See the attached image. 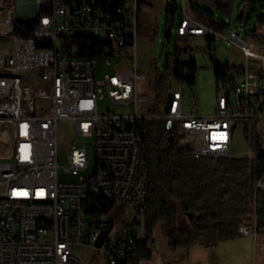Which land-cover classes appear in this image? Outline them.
<instances>
[{"label": "built area", "instance_id": "1", "mask_svg": "<svg viewBox=\"0 0 264 264\" xmlns=\"http://www.w3.org/2000/svg\"><path fill=\"white\" fill-rule=\"evenodd\" d=\"M144 1L0 5V38L13 42L0 55V73H16V80H0V264H80L76 247L95 249L107 264H142L146 174L140 133L148 118L139 114V106L148 97L137 36ZM16 11L35 17L29 37L16 36ZM246 30L241 25L228 36L186 14L177 29L180 37L229 41L244 57L239 81L229 93L223 84L227 90L211 116L195 110L184 115L180 86L171 93L161 118L167 131L177 128L184 135L197 159L232 156L238 123L264 125V47ZM107 41H115L116 50H107ZM99 58L118 61L102 81L96 77ZM104 96L129 113L101 112ZM62 122H70L81 140L68 147L66 167L60 166ZM257 189L264 191V176ZM40 190H47V197H40ZM239 233L256 236V221Z\"/></svg>", "mask_w": 264, "mask_h": 264}, {"label": "trees", "instance_id": "2", "mask_svg": "<svg viewBox=\"0 0 264 264\" xmlns=\"http://www.w3.org/2000/svg\"><path fill=\"white\" fill-rule=\"evenodd\" d=\"M177 3L169 4L165 14L168 44L174 37L177 40L195 37L177 36L184 18V15L180 17L175 28ZM242 3L250 7L251 14H256L255 24L251 28L246 26L247 37L264 47V0H243ZM192 13L193 20L207 28L218 32L230 29L212 11L193 6ZM242 19L243 14L238 23L243 24ZM35 25V17L16 19V36L29 37ZM188 52L187 48H175L169 52L165 72L157 77L156 104L150 113L152 118L144 120L141 127L142 166L146 174L144 239L138 251L141 263L153 257L152 244L155 243L157 227L173 252L197 245L214 249L220 242L241 237L240 227L254 226L255 221L257 234L264 233V191L257 189L258 181L264 176V133L259 131L258 124L240 122L234 129V140L241 129L253 156L197 159L193 156V146L181 142L184 135L177 128L167 131L166 122L161 118V106L171 77L189 87L196 85L198 68L194 57L185 60ZM240 76L241 70L237 66H215L216 81L227 84L228 93Z\"/></svg>", "mask_w": 264, "mask_h": 264}, {"label": "rangeland", "instance_id": "3", "mask_svg": "<svg viewBox=\"0 0 264 264\" xmlns=\"http://www.w3.org/2000/svg\"><path fill=\"white\" fill-rule=\"evenodd\" d=\"M12 0H0V5L7 4ZM35 0H13L15 8L18 4L31 3ZM225 7L217 8L215 0H179L177 3L175 28L179 25L180 17L186 14L193 19L192 7L198 6L204 10L212 11L216 18L227 23L230 29L224 31L225 35L239 26L251 28L256 21V14H251L249 6H243V0H223ZM173 0L151 1L144 4L139 11V27L137 36V62L139 71L145 75L142 83L144 94L148 97V103L139 106V114L148 119L156 104L157 77L165 72L166 60L169 52L175 48L189 50L185 60L194 57L198 68L196 74V85L189 87L181 84L171 77L167 82V94L161 106L164 114L165 103L168 95L180 86L183 100L182 107L184 115L188 116L193 110L201 116L213 115L216 110L217 99L220 93H225L226 88L219 84L215 78L216 64L223 66H241L244 57L239 47L226 40H216L214 36H195L177 40L175 37L168 44L165 38L167 31L166 11ZM243 14V24L238 23L240 15ZM249 18L251 20L249 21ZM16 19L30 20L33 15L17 13ZM210 39V40H208ZM13 46L10 39L0 38V55L7 54ZM184 60V61H185ZM118 61L109 63L107 58H99L97 61L96 77L102 81L104 76L113 72ZM228 87V86H227ZM105 90V88H103ZM106 91V90H105ZM101 112L129 113V109L115 106L111 100L104 96L101 101ZM1 129V125H0ZM258 129L264 133V125L258 124ZM60 166H67L68 147L75 141L73 125L70 122H62L58 131ZM182 143L185 141L182 139ZM232 153L238 157H251L253 151L243 138L242 130H238L232 144ZM4 163L2 160L0 164ZM64 180H75L71 176H61ZM114 213L110 216L114 217ZM155 243L153 257L150 261L142 264H264V233L256 236H241L235 240L220 242L214 249H207L200 245L191 248H180L173 252L168 245V240L162 234L160 227L155 229ZM75 253L80 264H107L106 257L97 253L95 249L75 248Z\"/></svg>", "mask_w": 264, "mask_h": 264}, {"label": "bare ground", "instance_id": "4", "mask_svg": "<svg viewBox=\"0 0 264 264\" xmlns=\"http://www.w3.org/2000/svg\"><path fill=\"white\" fill-rule=\"evenodd\" d=\"M107 50H116V42L107 41ZM0 80H16L15 71H1ZM40 197H47V190H40Z\"/></svg>", "mask_w": 264, "mask_h": 264}, {"label": "water", "instance_id": "5", "mask_svg": "<svg viewBox=\"0 0 264 264\" xmlns=\"http://www.w3.org/2000/svg\"><path fill=\"white\" fill-rule=\"evenodd\" d=\"M215 3L217 4L218 7H225L226 6V3L223 0H215ZM171 97H172V94L170 93L168 95V98H167L166 103H165V108H164L165 112H168V110H169ZM169 140H171V142H173L174 139L172 137H170Z\"/></svg>", "mask_w": 264, "mask_h": 264}, {"label": "crops", "instance_id": "6", "mask_svg": "<svg viewBox=\"0 0 264 264\" xmlns=\"http://www.w3.org/2000/svg\"><path fill=\"white\" fill-rule=\"evenodd\" d=\"M151 1H158V0H145L142 4H141V7L144 5V4H151ZM140 7V9H141Z\"/></svg>", "mask_w": 264, "mask_h": 264}]
</instances>
